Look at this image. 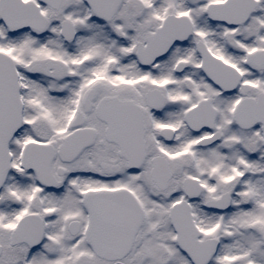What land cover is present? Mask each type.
<instances>
[{
	"label": "snow or ice",
	"instance_id": "1",
	"mask_svg": "<svg viewBox=\"0 0 264 264\" xmlns=\"http://www.w3.org/2000/svg\"><path fill=\"white\" fill-rule=\"evenodd\" d=\"M0 264H264V0H0Z\"/></svg>",
	"mask_w": 264,
	"mask_h": 264
}]
</instances>
